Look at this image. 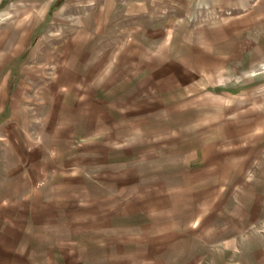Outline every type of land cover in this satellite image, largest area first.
<instances>
[{"label":"rangeland","instance_id":"rangeland-1","mask_svg":"<svg viewBox=\"0 0 264 264\" xmlns=\"http://www.w3.org/2000/svg\"><path fill=\"white\" fill-rule=\"evenodd\" d=\"M0 264H264V0H0Z\"/></svg>","mask_w":264,"mask_h":264},{"label":"bare ground","instance_id":"bare-ground-1","mask_svg":"<svg viewBox=\"0 0 264 264\" xmlns=\"http://www.w3.org/2000/svg\"><path fill=\"white\" fill-rule=\"evenodd\" d=\"M255 60V59H254Z\"/></svg>","mask_w":264,"mask_h":264}]
</instances>
